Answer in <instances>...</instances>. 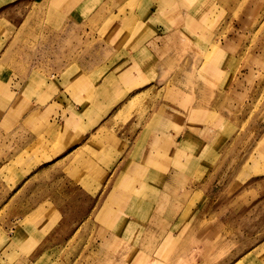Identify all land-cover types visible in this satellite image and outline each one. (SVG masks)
<instances>
[{"label": "rangeland", "instance_id": "374dc122", "mask_svg": "<svg viewBox=\"0 0 264 264\" xmlns=\"http://www.w3.org/2000/svg\"><path fill=\"white\" fill-rule=\"evenodd\" d=\"M34 1L32 5L23 0H0V264H54L51 260L53 250L39 259V256L25 251L17 254L15 246L13 248L9 244V236H14L13 230L19 224L17 219L23 216L19 211L27 202L42 207L39 201L48 197L44 190L55 186L51 184L50 187L49 183L55 182L56 189L64 188L73 196L63 202L66 207L54 198L53 202L60 207L58 210H66L75 197L80 199L84 195L87 205L85 207L79 200L81 207L77 208V224L90 210L88 201L98 194L101 187L95 183L98 188L92 193L74 177H79V169L85 170L80 163L73 171L74 176L59 170L50 178L36 182L30 178L38 166L55 162L75 146L80 147V134L86 140L89 130L95 128L90 119L95 115L94 111H89L90 116L85 115V125L79 130L76 125L62 126L72 109L81 112L83 101L79 96L88 90L87 84L75 86L69 77L62 78L59 84L45 83L47 74L65 70L71 60H76L87 71L99 63L107 65L118 79L116 87L120 94L140 90L137 93L144 97H138L136 104L151 98L153 110L162 104L161 107H167L170 112L166 116L161 112L163 117L160 119L165 121L164 124L157 128L156 137L149 143L147 151L132 160L127 175L129 186L122 191L114 190L115 183L118 184L123 174L124 161L118 173L119 165L116 164L101 194L95 198L96 205L84 222L99 221L105 227L94 226V231L99 229L98 234L82 232L68 247L66 258L59 254L52 259L60 264H88L85 256L92 243L101 235L104 239L100 246H108V235L118 239L115 249L123 244L119 237L127 236L128 241H132L131 246L137 248L138 264H264V0H196L211 14L181 15L174 26L176 28L168 36L164 35L165 24L151 20L157 13L155 6L149 7L147 0H141L134 8L142 21V29L136 35L138 45L149 47L155 56V47L163 45L161 55L164 57L174 52L172 36H178L176 39L183 42V46L176 51L178 57L173 59L177 62L174 67L165 63L157 65L160 60L157 58L156 64L138 70L132 68L134 63L130 64L136 59L137 52L127 46L112 49V37H108L122 30L119 34L124 38L129 32H123V28L115 29L114 33L111 31L120 25L118 21L122 15L134 10L124 4L125 0L114 3L113 0H101L105 15L99 27L96 28L87 16L79 17L77 23L73 22L65 30H58L48 23L43 25V16L35 5L40 0ZM78 1L47 0L42 9L65 4L69 7ZM172 1L176 3L177 0H164ZM181 2L183 12L188 4L184 0ZM87 7L88 1L81 6L82 10ZM164 7L165 4L160 10L162 18L168 19L171 16L162 11ZM194 9L201 10V6ZM111 18L115 20L109 25ZM172 20L175 23L176 19ZM106 27H109L108 32L103 30ZM117 43L120 42L117 40ZM221 48L224 49L222 54L219 52ZM191 51L194 58L183 67L180 62ZM114 58L120 60L119 65H115ZM83 61L94 63L84 67ZM117 67L132 70L135 81L128 82L122 77V72L114 70ZM154 69L157 73L152 71ZM31 72L38 79L35 93L25 91L17 109L12 111V115H7V122H4L11 91L16 95L22 89V85L17 84L18 79L32 76ZM101 80L103 82V78ZM142 82L147 86L146 90ZM114 83L115 80H111L110 84ZM101 93L103 91H97L94 96ZM161 97L163 101L178 103L184 112L172 109L168 102L154 103L155 98ZM132 98L121 101L120 97H115V106L118 102L119 105L111 118L117 115L115 119L121 120L123 109L119 110ZM108 101L105 98L100 104L108 108L105 104ZM115 106L97 113L99 124H104ZM152 113L147 115L148 119L142 122L127 145L121 143L124 132L103 130L106 135L113 134L117 143L122 144L120 156L124 155L126 161L133 158V150L139 146L136 145L137 140L140 143L143 140L144 127ZM174 113L184 120L179 121V125L175 124L176 128H171L173 118L170 115ZM135 116L129 117V123ZM28 118L35 122L25 123ZM55 119L60 124L57 128L60 137L54 140L49 132V122ZM13 120L16 122H9ZM182 122L183 127L180 126ZM68 129L71 133L64 132ZM52 131L56 132L55 128ZM155 141L169 152L176 151L178 163L181 155L190 157L186 169L178 173L172 183L164 177L160 183L148 185L136 173L139 169L157 173L154 168L157 164L160 166V161L165 162H148L146 156L156 150L153 146ZM99 145L103 146L104 156L113 146ZM163 182L173 195H183L182 209L177 204L166 207L155 204L156 192ZM33 185L37 191H33ZM177 209L180 210L177 212ZM161 211H164L162 222L155 223L153 215ZM166 216L170 218L165 220ZM34 229L32 227L28 231L29 238H36ZM171 237L175 238L174 241H170ZM39 247L34 245L32 250ZM12 251L16 253L13 257L10 255ZM118 257L117 261L122 259Z\"/></svg>", "mask_w": 264, "mask_h": 264}, {"label": "crops", "instance_id": "0c3cea01", "mask_svg": "<svg viewBox=\"0 0 264 264\" xmlns=\"http://www.w3.org/2000/svg\"><path fill=\"white\" fill-rule=\"evenodd\" d=\"M23 1L26 3L28 2V4H32V5H34L33 2H35L34 0H23ZM46 1L47 0H40L39 2L35 4L38 7L39 12L43 16V20H44L43 25L48 23L50 26H54L58 30L68 29V27L73 22L77 23L79 17L83 18L87 16L89 17V19H91V22L94 25H96V28H97L101 24V20L103 16L105 15L103 12V4L101 3V0H79L78 3L74 5L72 4L69 7L65 4L64 6H58V7L53 6L50 8L47 7L45 9H42L44 8L43 5L45 6ZM84 1L85 2L88 1V7L85 10H82L81 6L83 3H85ZM115 1L116 0H113V3ZM181 1L183 0L176 1L175 5L177 8V13H175L174 15L172 14L173 16L168 19L162 18L163 14L160 11L161 7L164 5V0H147L146 1L147 6L149 7L155 6V10L157 11L155 19H151V20L152 21L155 20V21H158L159 23L165 24L166 26V31H165L166 33H164L165 36H168L171 34V32H173L171 30H174L173 28H176L174 26L176 25L178 21H180L179 17L181 15H184V14H188V15L198 14L199 15L203 13L204 16H208L211 14L208 8H203V6L201 5L202 3L198 2L200 0H198L197 2H195L196 0H184V2L188 4L187 5L188 7H187V10L182 12V9L184 8L181 5L182 3ZM140 2L141 0H125L124 4H128V6H131L130 7L131 9H134ZM195 5L201 6L202 11L201 10L197 11L196 9H194L196 7ZM144 9L145 8L141 10H144ZM136 12L137 11H135L134 9L129 14L122 15L121 20L118 21L120 25H118L117 28H114L113 30H111L113 33L115 29L123 28L124 29L123 32L129 30V32L124 36V38L122 35L119 34L120 31L122 30H119L117 35L115 31L114 36L113 35L108 36V37H112V44H111L112 49L116 47L122 48L123 46L132 47V49L137 52L136 59L130 62V64L134 63L132 65L133 69L138 70L141 67H144L145 69H147L148 67H151V64L153 65L156 64L157 58L160 59L157 65L159 64V66H161L162 64L165 63L168 66L174 67V65H170L165 60V58L162 57L161 53H162L163 45H161V47L160 45H158L157 48L155 47V51L157 54L156 56L150 50L149 47H140L138 45V42H136V39L138 36L136 35H138L140 33V29H142L141 27L142 21L140 20V17L138 13ZM175 16H178L177 17L178 19L176 18V20L174 21L175 23H173L172 19ZM114 20H115L114 18H111L109 20V25ZM169 20L173 24L169 25L170 24ZM108 28L109 27H106L103 30L107 31ZM177 37L178 36H172V39H173L172 41H176ZM117 40L120 43H117ZM114 61H116L115 65H119L118 62L120 60L115 59ZM93 63L94 61H83L82 62L84 67H86V65L88 64L92 66ZM67 67L68 68H66L65 70L60 69L58 72L47 74L45 76L46 77L45 83H47L48 81V82H51L50 85H54L57 83L59 84L62 78L68 79L69 77V80L76 84V85L74 84L75 86H77L79 83L87 84L88 90L85 91L84 93H81L79 96L80 101H83V104H81V106H83V108L81 109V112L79 113L76 110L72 109L71 115L65 116V119H64L65 123L62 124V126L63 127L66 126L67 128H69L71 125H76L78 126L77 129L79 130L80 127H83L85 125L84 123L85 115L90 116L89 111H94L95 115H93L90 119H92L91 125L94 124L95 128L92 131L89 130L90 134L87 136L86 140L83 139V134L82 133L80 134V147H78L79 145L75 146L73 150L66 152L64 155H61L60 157H58L55 162H52L46 165L44 164L40 167L38 166L37 170L32 172V175L30 178L34 182H36L42 178H46V177L50 178L54 172H57L59 170H62L64 172L67 171V173L71 174V176H74L73 171L75 170V167L78 166V159L85 158L88 160L90 158L89 161H91L92 163V169H89L90 172L87 169L85 170L79 169L80 171L79 177L77 176H74V177H76L79 180V182L87 186L86 188L88 189V191L92 193L95 192L94 189L98 188L95 186V183H98L99 186L101 187L98 188L99 189L97 192L98 194L93 195V197H91V199L88 201L91 204V208L85 213L84 218H81L80 221H78L79 223L77 224V221H75V217H77L76 216L77 210H78L77 208H79V205H80L79 200L81 199L82 205H85V207L87 205L84 195H82L80 199H76L75 197L71 205L67 206L66 210L63 211V208L61 210H58L60 207H58V205H56L53 202L54 198L58 199V202L61 203L62 207H66L63 202H65L67 198L69 197L72 198L73 196H70L67 190H65L63 187H62L63 190L56 189L55 182L49 183L50 187H51V184L55 185L51 187V189H48V191L44 190V192H47L46 194L49 198L43 197L42 200L39 201L42 207L34 205V204L32 205V203H29V202H27L26 205H23V209H21L19 212L22 213L24 217L23 216L18 217L17 220L19 221V224L17 226V229L13 230L14 231L13 233L15 234L12 237L9 236L10 238L9 244L13 248L15 246L17 254L25 251L28 254L39 256V259H40L42 256L47 254V252L49 253L51 250H53L52 255H51V260L54 262V264H60V262L53 260L52 256L61 254L63 255L64 258H66V255H67L66 252L69 251L70 249L68 247L72 243H74V241L77 239V236L82 235V232L93 231L95 234L96 233L98 234L99 229L94 231V226H98L100 228L105 227V224H100L99 221L90 222L91 224H88L84 221L86 217L88 216V214L93 210L94 206L96 205L95 198L101 194L103 187L108 180V177L111 176V172L113 168L116 166V164H118L119 165L117 169V173H118L125 159H124V155H121L115 162L111 161L110 156H107L105 159L104 158L99 159L98 155L96 154V148H97L96 146H97V143H105L109 145V142H108L110 140L109 137H112V135L110 136L106 135L105 134L106 131L103 132V130L110 129L111 127L110 124L112 122L111 114H113L118 108L119 102L117 103V106H115L116 105L115 97L117 96L120 97V100L122 101L130 97V95L136 94L137 92L140 91V90H135L129 94H124V93L120 94L117 91V87H116L117 85L116 80L118 79L113 75L112 69L109 70V67L107 65L105 66L99 63L96 66L91 67L89 71H87L84 68H82L80 63L76 62V60H71L67 64ZM34 69L35 68L32 69L33 73L35 72ZM114 70L122 72V77H124L128 82L132 83L135 81V76L133 75L132 70H128V69L125 70V68H119V67H117ZM152 71H154V73H157L155 69ZM32 72H31L32 76L28 75L26 77L18 79L17 84H19L20 86L22 85V89L18 93H16V95L14 94V92L11 91L12 95H11L10 105L6 110L7 113L5 115V118H3L4 122H7V115L8 116L12 115L13 114L12 111L14 109H17L16 107L18 106L21 97L24 96L23 93L25 91L26 93L28 92V94L35 93V90H36L35 84H36V80L38 79L34 77V74ZM101 78H103V82L102 80L100 81ZM111 80H115V83L110 84ZM141 84H143V82ZM142 86L145 87V90L147 89V86L145 84H143ZM1 87L4 89L3 84ZM145 90H141V91L145 92ZM97 91H103V93L95 97L94 93H96ZM163 97L155 98L154 103L161 104L163 102H166V103L168 102L171 105L172 109L176 111H179L181 109L178 103L176 104L175 102H171L169 100L163 101L162 99ZM105 98L110 100L107 103H105L107 104L106 106L108 108H105L102 106V104H100L102 100H104ZM85 102L89 103V105L86 104ZM110 106H115V108H113L110 114H108L107 118H105V120L103 121L104 124H99L100 116L97 113H101L102 110H106V109H107L106 111H108ZM180 111H182V109ZM75 112H77L78 115H75ZM182 112H184V110ZM178 115L179 114H175V113L170 115L171 118H173L172 119L173 124L171 125V128H176L175 124L177 125L179 121L184 120L183 118H179ZM9 122H16V121L13 120ZM17 122H20V121H17ZM33 122H35L33 118H28V120L25 121V123L27 124H31ZM49 123H51L49 132L52 138L54 140L55 138L58 139L60 137V135L57 134L58 132L57 128L59 127L58 125H60L59 121L55 119L53 122H49ZM180 126L183 127V122L180 124ZM54 128L56 132L52 131V129ZM69 131L70 129H68L67 131L64 130L65 133L66 132L68 133ZM27 137L28 136H26V138ZM38 137L40 138L39 135ZM93 140L95 141L93 142ZM88 154H91L92 156L89 157ZM49 167L50 169L47 170ZM27 180L28 178L25 180V182ZM33 186H34L33 191L34 190L37 191L36 185H33ZM73 193H76V192L73 190ZM34 201H36L35 198H34ZM75 205H78V206L76 207ZM69 207H72V208L70 209ZM128 212H131V211H127V213ZM32 227L35 228L33 232L37 234L35 236L36 238L28 237V231H30ZM174 233L176 234V236H178L177 230L174 229ZM107 237H108L107 238L108 246H103V245L102 247L100 246L101 242L104 239L101 235H100V238L96 239V241L92 243L87 256H85V261L88 262V264H131V263L138 264L137 263V260H138L137 248L136 246H131L132 241L130 240L128 241L127 236L119 237V239L123 241V244L117 249H115L116 247L115 243L118 242L119 244L118 239L112 238L108 235ZM34 245H38V246L40 245L39 249H37L36 251H33L32 247ZM10 255L13 257V255H16V253L12 251ZM118 256L122 257V259L120 258V260L117 261L116 257Z\"/></svg>", "mask_w": 264, "mask_h": 264}, {"label": "bare ground", "instance_id": "6f19581e", "mask_svg": "<svg viewBox=\"0 0 264 264\" xmlns=\"http://www.w3.org/2000/svg\"><path fill=\"white\" fill-rule=\"evenodd\" d=\"M164 4H165V7L162 8V11L165 12L167 15L172 17L175 13H177V8L175 5V2H173V1L171 3L170 2H164ZM177 17L178 16H175L174 19H176ZM171 41H172V39H171ZM172 42H173L174 52H172L170 54V56H167V57L162 56V57H164L168 63L175 65V63H177V62L174 61L173 59H174V57H178V54L176 53V51L179 50L183 46V42H179V41H177V39H176V41H172ZM218 49H219V46L217 47V50ZM219 52H220V54H222L224 52V49L221 48ZM174 54L176 56H174ZM192 58H194V57L192 56V51H191V54H188L187 58L182 63L180 62V65H182L184 67L185 64L190 63ZM181 71H184V69ZM142 95H139V93L130 95V97H133V98L131 100H129V102L123 108H121L119 110V111H121L123 109V112H121V114H120L121 120L115 119V117L117 116L116 114L119 113V111L115 114L116 116H114L113 119L111 118L112 122L110 124V126H111L110 130H112L113 132L114 131L124 132V137L121 140V143H125V145H127L129 142H131V139H133L134 136L136 135V131L139 128V126L142 124V122L144 120L148 119L147 115H150L153 111L151 117L149 118L148 124H146L144 127V129L146 130V131H144V138L141 141V143H140V140H137L136 145L139 144V146L137 149L134 148L133 153H132L133 158L129 161L125 160L126 164L124 167L123 174H122L121 178L118 180V184L115 183L114 190L120 189L122 191L123 189H126L129 186V180H128L127 175L129 173V171L131 170L132 163H133L132 160L134 159V157H137V158L141 157V155L147 151V149L149 147V143H151L152 139L156 137V133L158 131L157 128L162 127V125L164 124L163 122H165V121L160 119L161 117H163L161 115V112L164 114V116H166L168 114V112H170V111H168L167 107L162 108L161 107L162 104L159 108L160 110L158 108H155L153 110L154 105H152V99L151 98L150 99L147 98L145 100L140 101L138 104H136L135 101L137 100L138 97H144ZM130 97H128V98H130ZM154 102H155V100H154ZM13 108H14V106H13ZM134 115H136L135 117L137 119L134 118L129 123V121H128V119H130L129 117H132ZM135 119H136V121H135ZM122 121H124L125 123H121ZM165 127H167V126H165ZM125 132H126V134H125ZM125 135H126V137H125ZM94 141L95 140H93V142ZM108 142H109V144H113L110 152L106 156H104L103 146H100L99 143H97L96 154L98 155L99 159H103V158L105 159L107 156H110L111 161L115 162L119 158V156L121 154L120 152L123 151L122 150V144L117 143V139L113 134H112V137H110V140ZM153 146L156 147L155 148L156 150L149 152V154L146 156L148 158V162L153 163L154 161H159V160H164L165 162L162 163L160 161V166H158V164H157V166L154 168L157 171V173L149 172L146 169H139L138 172L136 171L138 177L142 181H144L146 184L153 185V186L156 183H160L161 179H163L164 177H165V180H169V182L172 183V181L175 179L177 174L186 169V163H189L187 161H191L190 159H188L190 157L185 158L183 155H181L182 158H181L180 162L178 163L177 159H179V156L176 154V151L173 150V152L172 151L169 152L167 150V148L165 149L163 146L159 145V143L157 141H155ZM159 146H161L160 149L158 148ZM134 151H135V153H134ZM89 159L84 160V159L79 158L78 164L80 163L81 164L80 167L84 166L85 169H87L89 171V169H92V163H91V161H89ZM93 164H94V162H93ZM164 184H166V183L163 182V184L159 185V186H162V185L163 186L160 187L159 190L156 192L155 204H161L162 207L177 204L178 207L180 209H182L183 195H180V194H178L177 196L173 195L172 191H170L171 189L169 187H167L168 185L166 186ZM121 197H122V195H121ZM180 209H177V212ZM163 212L164 211H161L160 214L157 213V214L153 215L155 223H161L162 222L161 216L163 215ZM169 218L170 217L166 216L165 220H168ZM161 236H163V232H162ZM165 237H166V235H165ZM165 237H164V239H165ZM174 239H175L174 237H171L170 241H174Z\"/></svg>", "mask_w": 264, "mask_h": 264}]
</instances>
